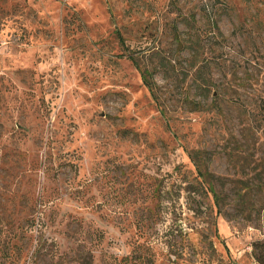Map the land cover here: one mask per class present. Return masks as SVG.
Segmentation results:
<instances>
[{
    "label": "rangeland",
    "instance_id": "1",
    "mask_svg": "<svg viewBox=\"0 0 264 264\" xmlns=\"http://www.w3.org/2000/svg\"><path fill=\"white\" fill-rule=\"evenodd\" d=\"M262 238L264 0H0V264H258Z\"/></svg>",
    "mask_w": 264,
    "mask_h": 264
},
{
    "label": "trees",
    "instance_id": "2",
    "mask_svg": "<svg viewBox=\"0 0 264 264\" xmlns=\"http://www.w3.org/2000/svg\"><path fill=\"white\" fill-rule=\"evenodd\" d=\"M116 35L120 41V43L123 45V40L121 39V36L119 35L118 31H116ZM142 77H143V81L145 83V85L148 87V89L150 91H152V86L150 84V73L146 70H144L142 72ZM196 157H191V161L193 162V164L196 166V171H197V174L200 178L203 179V182L207 185L208 189H209V192L212 194V198L214 199V202H215V205H218V196L213 192L212 190V184H210V181H206L205 178H206V175L204 173L201 172L198 164L196 163ZM244 196V194L242 195L241 194V198ZM253 250H254V257H255V260L258 264H264V238H262V240L258 243H255L254 246H253Z\"/></svg>",
    "mask_w": 264,
    "mask_h": 264
}]
</instances>
